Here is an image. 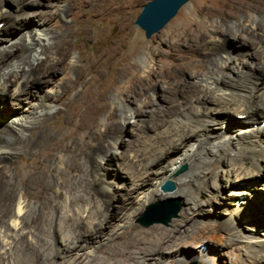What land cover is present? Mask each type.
Segmentation results:
<instances>
[{"label":"bare ground","instance_id":"bare-ground-1","mask_svg":"<svg viewBox=\"0 0 264 264\" xmlns=\"http://www.w3.org/2000/svg\"><path fill=\"white\" fill-rule=\"evenodd\" d=\"M214 1L217 4L227 2L236 7L231 0ZM21 2L24 1H18ZM9 12L0 7V20L7 18L12 25ZM262 12L256 17L248 15L243 22L235 21L228 25V18L237 16L236 11H229L220 18L219 27L214 26L213 16L207 12L204 20L189 22L174 44L181 54L174 51L166 53L164 58L171 59L170 67L179 73L194 70L197 83L182 84L178 96L170 87L160 91L157 94L163 103L160 111L154 101L146 99L135 108L128 107V110L123 105L138 100L145 95V89L153 90L164 80L165 76L152 66L144 74H132L125 86H118L119 94L123 95H119L122 103L119 109H107L101 95L102 84L98 90L66 102V96L79 83L76 79L62 87L59 95L46 93V96H40V103L30 117L25 118L22 114L9 116L8 131L20 144L11 148L0 144V264H146L150 259L155 260V264H165L163 261L167 258L156 256L165 251V245L173 243L176 235L158 234L153 247L133 236L132 244L122 246V249L115 248L106 255H98L95 250L81 252L83 241H97L109 235L101 229H105V224L114 216L109 212L110 207L120 208L133 203L119 197L114 183H107L105 163H116L118 159H123L118 163L124 184L118 188H124L127 183L148 187L138 199L139 209L128 215L130 221L110 232L112 239L125 233L121 231L118 234L121 228H133L131 221L147 204L178 194L186 182L192 181L194 174L204 175L207 170L205 165L211 161L219 163L220 172H216L211 183L208 181L204 185L205 189L212 187L216 189L214 193H222L223 185L216 181L222 175L227 187L226 195L237 202L241 198L249 203L252 194L247 186H241L242 182L264 175V128H257L264 125V92H258L259 76L256 71L243 69V62H239L235 54L227 52L224 44L220 47L222 51L217 52L203 48L200 41L202 30H198L205 27V31L233 36L238 40L243 37L248 42L264 43ZM245 21L252 29L250 33L245 28L249 27ZM6 23V20L0 21V28ZM22 33L26 36L27 56L24 60L20 59L22 62L18 64L22 65H13L16 70L9 76L2 72L5 55L0 52V94L6 93L12 78L17 82L14 88L16 95L27 93V88L41 85L45 72L63 65L69 55L65 49L56 48V60L49 62L45 58L41 61L39 56L47 51L53 34L43 27H34ZM184 51H193L199 58L187 63V67L183 66L180 60ZM206 62L210 66L208 71ZM227 69L234 71L236 76L227 75ZM129 72L125 65L117 66L111 81L116 84ZM23 78L25 81L20 84ZM53 102H63L69 108L68 116L60 125L42 127L49 114L56 109ZM103 112L106 113V120L102 124L103 129H100L96 118ZM118 113L123 115L122 120L115 118ZM257 115L262 118V123L258 125ZM231 116L237 119L236 126L226 123ZM132 118H136L132 125H139L140 128L138 133H133L132 129L136 139L125 137L129 132L126 127ZM151 129L153 133L150 134ZM181 143L187 147L182 151L179 150ZM119 147L122 150L118 152ZM28 148L37 155L34 160L19 166L15 156L25 154L24 149ZM127 152L129 157H123ZM169 155L172 157L167 161ZM183 163L188 164L189 170L177 175L175 171ZM155 168H158L159 180L151 182L149 175L154 173ZM169 179L175 181V190L176 186L178 189L173 193L160 191V185ZM201 186L196 187L198 193ZM105 191L109 193L105 195ZM196 197L194 194L187 198L189 204L182 213L185 220L193 219L194 212L203 205ZM243 202L238 208L240 215L246 212L244 206L247 205ZM230 224L234 226L233 218H230ZM188 227L187 231L192 225ZM249 228V234L243 236L249 239L250 252L264 261V234H260L259 228Z\"/></svg>","mask_w":264,"mask_h":264},{"label":"rangeland","instance_id":"rangeland-1","mask_svg":"<svg viewBox=\"0 0 264 264\" xmlns=\"http://www.w3.org/2000/svg\"><path fill=\"white\" fill-rule=\"evenodd\" d=\"M18 1L0 0V7L5 11L10 10V19L13 20L12 25L8 23L7 18H1L0 20H6L7 22L5 27L2 26L0 28V52L5 55V65L2 72L7 74V76L11 75L12 71L16 70L13 65L22 62L20 59L23 58L24 60L27 56V42L24 41L26 36L25 34L23 36L22 32L31 30L34 27H43L47 32L53 34L52 36L54 37L48 44L47 51L39 56L41 61L46 59L49 62L56 60V48L65 49L69 55L66 56L63 65L61 64L45 72L41 85L34 84L27 88L26 90H29L27 93L16 95L14 88L17 82L12 78L13 81L9 83L6 93L0 94V144L8 148L20 144L8 131L7 121H9V116L22 114L25 118L30 117L35 110L34 108L40 103V96H46L47 94H51V96L59 95L62 87L76 79H79V83L66 96V102L82 98L90 92L98 90L99 85L102 84L104 86L101 90V95L103 103L107 104V109H119L122 103L119 101L118 86H125L126 81L131 78L132 74L135 75L136 72L144 74L148 67L155 66L158 69V73L165 76L164 80L153 90L145 89V95L140 96L138 100L131 101L129 105L125 102L123 105L128 110V107L135 108L146 99L154 101L160 111V107L163 106L160 97L157 96L158 93H161L160 91L170 87L178 96V91L181 90L182 84L197 83L194 77L196 74L194 70L179 73L176 69L170 67L172 60L164 58L166 53L174 51L178 55L181 54L178 47H175L174 44L183 35V28L189 22L194 21L197 23L200 20H204L207 12L213 16L214 26L219 27L222 16L229 11H236L237 16L228 18V25L235 21L243 22V20L248 19V15L256 17L264 11V0H231L236 4V7L229 5V3L227 4V2L217 4L214 0H189L160 31L146 38L144 31L135 25V19L142 6L148 0H23L24 2L21 3H18ZM193 9H195L194 13L192 12ZM244 23L249 26L247 21ZM203 28L198 30V32L202 30L200 41L203 48H210L217 52V50L222 51L220 47L224 44L227 52L230 51L235 54L239 62H243L241 65L243 69L256 71L259 76L257 82L258 92H264V43L248 42L243 37L238 40L233 36L227 37L213 31H205ZM245 28L249 33L252 31L250 26ZM182 56L183 59L182 61L180 60V63L186 67L188 66L187 63H192L196 58H199V55H195L193 51H184ZM120 64L125 65L130 72L114 84L115 81L111 80H114V71L117 66H121ZM205 66L208 71L210 69L208 62L205 63ZM225 73L229 76H236V73L231 69L225 70ZM24 81L25 78L21 79L20 84ZM120 97H123V95H120ZM52 105L56 109L50 113L51 115L49 114L50 117L45 121L46 123L42 124V127L48 128L60 125L68 116L69 108L63 102H53ZM114 116L118 120L123 119V115L120 113ZM255 118H257L256 125L262 123V118H259L258 115ZM96 119L100 122L99 128L103 129L102 124L106 120V113L99 114ZM135 120L136 118L130 119L131 123L126 127L130 135L127 133L125 137L136 139L132 134L134 132L138 133L140 128L139 125H132ZM226 123L236 126L237 119L231 116ZM149 124L151 125L152 123L150 122ZM137 127L139 129H136ZM257 128L263 129L264 125H258ZM39 131L40 128L37 132ZM149 133H153V130L151 129ZM84 135L85 133L83 132L82 136ZM32 137L34 136L32 135ZM179 148L182 151L187 147L181 143ZM24 150H26L25 154H17L15 156L19 166L34 160L37 155H34L35 151H30L29 148ZM121 150L122 147H119L118 152ZM129 155L130 153L127 152L123 157L128 158ZM171 157L170 155L167 156L166 160L168 159L167 161H169ZM121 160L123 159L115 160L116 163H105L104 171L106 172L107 183H114L113 187L119 197H124V201H132L133 203H127L126 206L120 208L110 207L109 212L114 216L105 224V229H101L104 234L108 233L109 235L102 236L97 241L90 239L83 241L81 252L95 250L98 255H106L115 248L122 249V246L125 247L128 244H132L134 242L133 236L148 242L153 247L152 243L158 234L167 233L176 235V239L173 243L165 245L163 249L165 251L156 256L167 258L164 259L166 261L161 259L165 264H264L261 257L250 252L249 239L244 237L247 236L245 234H249L250 226L259 228L260 234H264V204H262L264 198V175L242 182L241 186H247L252 195L249 203L248 201L247 203L243 202L241 198L237 202V200H234L235 198H229L226 195L227 187H225L226 183L222 175L216 179L219 184L223 185L224 191L222 193H214L216 189L212 187L205 189L204 185H207L208 181L211 183L216 172H220L219 163L211 161V163L205 165L207 170L204 175L198 176V174H194L192 181L186 182L178 194L156 199L147 204L131 221L134 227L121 228L118 234H121V231H125V233L117 239H112L110 232L117 230L122 223H126L129 220L127 219L129 218L128 215L139 209L138 199L146 192L148 187L127 183L124 188H118L124 185L122 183L123 178L120 177L122 174L118 163L122 162ZM183 165L186 168L181 173H178ZM183 165L181 164L175 171L177 175L188 172V164L183 163ZM157 171L158 168H155L154 173L149 175L151 182H158L159 175ZM197 183L202 184L200 187L201 192L199 193L196 187L200 184ZM232 184L235 185V183ZM159 188L160 191L164 192L161 189V185ZM105 193L108 194L109 192L105 191ZM194 194L195 196L197 195V200L202 202L203 205L201 209L199 208L194 212L195 217L193 219L185 220L186 217H183L182 213H185L184 210L188 207L187 198ZM168 201L174 202V205H179L175 216L171 217L166 223L159 221L149 226L141 224L140 220L143 218L149 219L158 215L166 217L170 214L173 210L172 207L161 214L158 212L147 214L148 207L151 204ZM242 202L243 205L247 206H244L246 212L240 215L241 212L238 208ZM230 218L234 219V226L230 224ZM189 224L192 225L193 229L191 228V231L188 230V232ZM146 264H155V260H147Z\"/></svg>","mask_w":264,"mask_h":264},{"label":"water","instance_id":"water-1","mask_svg":"<svg viewBox=\"0 0 264 264\" xmlns=\"http://www.w3.org/2000/svg\"><path fill=\"white\" fill-rule=\"evenodd\" d=\"M189 0H148L141 8V11L135 19V25L140 27L146 36L149 38L152 34L160 31L172 19L178 10ZM186 168L183 165L179 172ZM161 189L164 192H173L175 190V183L172 180H165L161 184ZM171 201L165 203H154L148 207L147 214L150 212H158L161 214L168 208H173L172 212L166 217L154 216L149 219H141L140 222L143 226H149L159 221L167 222L171 217L175 216L179 209V205L173 204Z\"/></svg>","mask_w":264,"mask_h":264}]
</instances>
